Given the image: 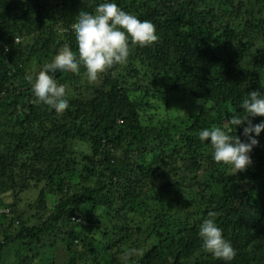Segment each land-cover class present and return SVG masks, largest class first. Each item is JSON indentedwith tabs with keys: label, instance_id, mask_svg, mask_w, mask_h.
<instances>
[{
	"label": "trees",
	"instance_id": "16d2710c",
	"mask_svg": "<svg viewBox=\"0 0 264 264\" xmlns=\"http://www.w3.org/2000/svg\"><path fill=\"white\" fill-rule=\"evenodd\" d=\"M103 2L0 0V209L9 212L0 213V264L10 253L17 264H58V249L61 264H121L136 246L143 255L129 264H225L203 251L198 235L212 212L235 250L229 264H264V132L238 173L198 139L243 115L248 93L264 94V0H114L152 22L157 41L130 46L127 62L95 82L83 67L57 72L59 84L75 75L78 86L56 114L36 102L26 76L63 46L75 51L72 25ZM161 76L172 80L170 92L201 106L173 125L142 126L144 106L162 107L148 97L166 104L167 92L152 88ZM141 91V100L130 99ZM228 132L247 142L242 128ZM33 190L34 214L24 217L20 197Z\"/></svg>",
	"mask_w": 264,
	"mask_h": 264
},
{
	"label": "clouds",
	"instance_id": "9594fccd",
	"mask_svg": "<svg viewBox=\"0 0 264 264\" xmlns=\"http://www.w3.org/2000/svg\"><path fill=\"white\" fill-rule=\"evenodd\" d=\"M72 30L76 50L63 46L38 73L26 76L36 102L48 106L56 114H63L69 108L65 86L54 78L57 72L77 74L83 67L87 80L95 82L111 67L127 62L130 46L143 48L158 39L152 22L142 21L124 11L114 0H104L96 6L94 13L80 12ZM241 108L243 115H232L224 126L214 125L198 132L199 142H208L210 145L212 159L235 173L242 172L251 165L249 154L258 146L257 137L264 132V120L253 123L255 118L264 117V94L248 93ZM238 128H242V135L247 142H242L237 135L234 137L229 134L228 129L236 133ZM209 217L199 227L202 249L229 264L235 256V250L215 223V213H209ZM142 255V247H129L120 256L121 264H129L133 258Z\"/></svg>",
	"mask_w": 264,
	"mask_h": 264
},
{
	"label": "rangeland",
	"instance_id": "374dc122",
	"mask_svg": "<svg viewBox=\"0 0 264 264\" xmlns=\"http://www.w3.org/2000/svg\"><path fill=\"white\" fill-rule=\"evenodd\" d=\"M79 75V73H77ZM70 82L68 83V86H65L66 89V94H72L75 95L76 91L75 89H77L78 84L75 82V75L70 77ZM172 86V80H170L167 76H161L159 77L156 82L153 84V89L158 90V91H163V92H167V94L165 95V101L166 104H164V100L162 99V96L160 97H148L149 103H151L152 105H155L156 107L159 108V106H162L161 108H157L158 110H154L152 108L149 109V111H147L146 113V107L145 111H141L142 112V126H147V125H152V124H156L158 122H163V123H170V125H173V123H178V119L180 118H185L189 115H192L194 113H196L198 111V109L201 106V103L196 102V101H192L191 99L182 97L181 95L174 93V92H170V87ZM144 93L141 91V93L139 92H130L129 96L131 100H141L143 97ZM88 97V99L91 97L90 95H85ZM85 98V97H84ZM145 105V104H144ZM28 110H26V114H27ZM145 112V113H143ZM77 148V147H75ZM80 149V147H79ZM86 151V149L84 150ZM29 155L28 150H26V152L23 153V155L20 157L22 161H24L23 163H25V158L26 156ZM151 158V157H150ZM38 191L37 190H33L30 193H24L20 199H21V206L19 207L20 212L23 213L24 217H31V215L34 214V212L29 208V206H27L29 203H32L36 197H37ZM3 199V202L5 204L10 203L13 198L12 195L10 194H6L4 197H1ZM53 203H54V199L53 197H48L46 199V207L47 208H51L53 207ZM0 213H4L5 215H9V212L6 208H2L0 209ZM29 225H35L37 222V220H31L29 222ZM15 227L17 229V225L16 223ZM16 249V248H15ZM25 251V250H22ZM22 254H24V252H22ZM62 256L63 253L60 252V250L58 249V253H57V263L61 264V260H62ZM7 262H5L4 264H17L19 260L15 261V257L13 254L10 253V255L7 257ZM22 256H21V261H22Z\"/></svg>",
	"mask_w": 264,
	"mask_h": 264
}]
</instances>
